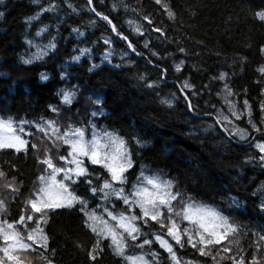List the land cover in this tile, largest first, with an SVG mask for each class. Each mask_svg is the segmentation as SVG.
I'll list each match as a JSON object with an SVG mask.
<instances>
[{"label":"trees","instance_id":"1","mask_svg":"<svg viewBox=\"0 0 264 264\" xmlns=\"http://www.w3.org/2000/svg\"><path fill=\"white\" fill-rule=\"evenodd\" d=\"M43 2L46 5L48 0ZM60 3L61 14L68 22L60 25L58 35L55 27H50L51 34L57 37V49L44 60L29 66L22 65L19 57L39 49H28L24 44L25 37L35 36L44 24L53 25L55 16L44 13L29 28L25 19L39 11L40 6L34 5L32 0H5L0 5V11L5 13L0 18V118L11 117L16 122L23 119H56L62 128L66 123L86 125L96 107L90 97L102 98L106 115L95 121L97 128L117 132L129 141L137 162L133 173L138 172L141 165H147L149 172H159L165 178L177 181L180 190L192 197L193 202L231 213L243 226L232 239L231 253L221 252L216 261L211 256H199L187 246L184 249L176 246L178 255L194 264H233L231 259L220 257L235 256L239 260L243 256L248 264L256 243L251 233L264 226V213L258 208L260 193L256 196L252 194L264 183V169L245 163L248 154L255 155L256 149L248 142L229 143L225 133L215 125L214 114L218 109L226 108L221 93L223 84L227 82L233 93L238 94L230 98L239 107H242L245 98L252 105L254 121L259 123L264 115L259 109L264 102V76L258 71L264 66V54L260 52L264 46V22L255 16V13L264 10V0H162L159 5L155 0H93L92 6L112 19L118 30L143 53L142 56L130 53L124 60L120 54L128 50L126 42L111 32V26L106 21L90 11L86 0H73L80 9L79 15L69 14L70 10L64 6L63 0ZM165 5L175 13V19L167 16ZM145 16H149L155 26L163 28L166 37L158 39L159 34L150 31L152 25L143 19ZM93 20L95 23L90 24ZM135 24L143 26L144 36L133 30ZM73 27H79L86 33L83 40L75 38L71 32ZM104 36L113 39L112 64H121L122 67L101 62L108 47L101 42ZM50 38L46 34L37 40L46 44ZM148 38L150 48L160 53L163 59L152 56L144 47ZM86 47L92 49L90 59L85 57L78 64L68 63L74 48ZM180 48L185 49L183 54ZM149 59L167 69V78L157 88H147L145 81L139 79L141 75L149 81L160 79V67L150 64ZM180 60H184L185 65L183 71L177 73L174 66ZM91 63L100 66L89 72ZM62 68L68 72L67 80L60 78ZM221 71L229 74L224 82L213 79ZM41 73H47L50 79L42 82ZM185 79L199 93H190L192 102L198 105L196 113L188 110L179 90ZM73 85L79 86V94L69 108L60 103L57 92ZM205 85L208 87L205 88ZM172 93L177 99L171 107L159 102ZM49 105L59 106L60 115L49 112ZM237 123L241 127H250L247 117ZM209 126H214V130H208ZM133 136L147 141V147L138 150L139 155H136L137 148L132 143ZM28 139L39 143V149L29 146L27 154H17L10 149L0 151V170L8 174L4 177L5 181L19 187L21 194L12 199L16 194L0 187V198H5L8 205L3 217L10 222L26 213L21 197L27 198L33 191L43 168L38 156L43 155L46 146L51 147L46 140ZM52 151L55 152V149ZM12 177L15 181H11ZM132 180H135V175L130 174ZM85 187L78 186V193L84 194ZM233 196L240 200L239 207L230 206ZM45 230L50 237L49 249L56 250L54 256L50 250L45 253L53 264H94L88 258V252L96 237L84 227L83 217L75 208L52 212ZM150 230L159 231V226ZM168 239L174 243L171 238ZM103 243L105 250L95 264H121L120 258L107 247L109 241ZM152 247L161 253V264H171L167 253L158 244ZM130 251L138 253L141 250ZM26 255L25 264H46L38 253ZM0 257H3L2 253ZM256 258L258 264H264V242H261V251L256 253ZM5 263L8 262L5 260Z\"/></svg>","mask_w":264,"mask_h":264},{"label":"snow or ice","instance_id":"2","mask_svg":"<svg viewBox=\"0 0 264 264\" xmlns=\"http://www.w3.org/2000/svg\"><path fill=\"white\" fill-rule=\"evenodd\" d=\"M161 2L162 0H155L158 5ZM4 3L5 0H0V5ZM32 3L40 7L39 11L25 19L27 27L30 28L34 22L39 21L44 13L53 14L55 23L51 26L44 24L38 28L35 36L25 37L24 44L28 49H39L36 52H26L19 57V62L25 66L42 61L56 51L58 41L56 35L51 34L50 27H55L58 35L60 25L68 22L61 14L60 0H48L46 5L43 0H32ZM63 4L70 10L69 14H80V9L73 0H63ZM86 4L91 12L111 26L113 34L126 42L128 50L120 54L122 60L130 53L143 55L137 50L135 43L118 30L112 19L92 6L93 0H86ZM164 11L170 19H175V13L170 11L167 5L164 6ZM4 15L5 13L0 11V18ZM255 16L259 21L264 22V10L255 13ZM143 19L147 24L152 25L151 32L159 34L158 39L166 37L165 30L155 26L149 16ZM94 23V20L90 21V24ZM129 23L132 24L131 21ZM133 30L140 36L145 35L141 24H135ZM71 32L78 40H83L86 35L79 27L71 28ZM46 34L51 36L48 42L38 43L37 38ZM101 42L108 46L101 57V62L112 64L113 39L111 36H104ZM144 47L149 49L152 56L163 59L160 53L150 48V38L145 39ZM179 51L183 54L185 49L180 48ZM260 52L264 54V46L261 47ZM91 54V48H74L73 56L68 63L78 64L82 58L90 59ZM149 63L160 67V79L149 81L143 75L139 79L145 81L147 88H157L167 78V69L156 65L151 59ZM184 65V60L175 63V72H182ZM99 66L91 63L88 71L92 72ZM112 66L119 68L123 65L112 64ZM258 71L264 76V66L258 68ZM228 75L227 72L221 71L213 79L224 82ZM60 78L68 79L66 69L62 68ZM49 79L47 73L40 74L42 82H47ZM204 87L207 88L208 85ZM179 90L188 105V110L196 113L198 105L192 102L190 95V93L199 95L194 91V85L185 79L179 85ZM78 94V85L61 88L57 92L60 103L69 108L75 103ZM221 95L227 105L228 114L218 109L214 114L215 125L225 133L229 143L248 142L254 147L256 154H248L245 163L255 164L264 169V115L257 123L252 118V105L246 98L242 107H238L235 100L229 99L238 94L233 93L227 82L223 84ZM90 99L96 107L90 114L92 119L86 125L66 123L62 128L56 119L41 118L37 121L23 119L16 122L11 117L0 118V151L10 149L17 154L20 152L27 154L29 146L38 150L39 143L30 142L28 137H32L34 141L46 140L51 145L45 147L42 156H38L43 168L36 179L33 191L27 198L21 197L24 199L26 213L10 222L3 217V213L8 211V205L5 198H0V242H2L0 253L3 254L0 264H5V260L8 264H25L27 253H38L46 264H53V261L45 256L50 250V237L45 230L50 214L59 209L73 208L82 215L84 227L96 237L88 252V258L94 264L105 250L104 241H109L107 247L114 256L120 258L121 264H161V253L153 249L154 244H158L167 253V259L171 264H194L193 261L179 256L176 246L179 249L190 247L201 257L211 256L213 261H216L221 252L231 253L232 239L241 232L243 226L232 217L231 213H225L218 207L194 203L192 197L180 190L177 181L165 178L159 172H149L147 165H141L139 171L133 173L132 170L136 168L137 162L134 159L132 145L117 132L104 128L98 130L95 121L106 115L103 108L104 101L100 97H90ZM176 99V94L172 93L168 97L161 98L159 102L171 107ZM259 109L264 113V102H261ZM48 111L59 116L61 108L57 105H49ZM243 117H247V124L250 127H241L235 123ZM208 130H214V126H209ZM37 133L42 135L38 136ZM132 143L136 145V155H139V149L147 147V141L139 136H133ZM52 149H55V152ZM130 174L135 175V180L130 181ZM7 175L5 171L0 170V177L6 178ZM11 181H15V177H12ZM81 185L86 186L84 194L78 193V186ZM4 187L16 194L12 199L21 195L19 187L12 182L5 184ZM257 193L261 196L259 211L264 213V183L252 194L256 196ZM231 205L239 207L240 200L235 196L231 197ZM156 225L159 226V231H151L150 229ZM251 235L256 243L248 264H258L256 253L261 251V242H264V226L253 231ZM146 246L147 250H145ZM131 249L141 251L136 253L130 251ZM50 251L54 256L56 250L53 248ZM220 258L231 259L233 264H246L243 256L239 260L235 256Z\"/></svg>","mask_w":264,"mask_h":264},{"label":"rangeland","instance_id":"3","mask_svg":"<svg viewBox=\"0 0 264 264\" xmlns=\"http://www.w3.org/2000/svg\"><path fill=\"white\" fill-rule=\"evenodd\" d=\"M39 51V50H38ZM229 99H232V98H229ZM233 100V99H232ZM226 105V104H225ZM237 106H238V104H237ZM239 107V106H238ZM222 111H224V113L225 114H228V112H227V105H226V108L225 109H221ZM235 123L236 124H238L237 123V121H235ZM239 125V124H238ZM7 183H9V182H7V181H5V178L4 177H0V187L2 188V189H6L5 187H4V185L5 184H7ZM6 190H8V189H6ZM195 203V202H194ZM197 204H200V205H205V204H201V203H197ZM206 206H208V205H206ZM0 246H2V242H0ZM1 258V257H0ZM28 259V258H27ZM5 264H8V263H5Z\"/></svg>","mask_w":264,"mask_h":264}]
</instances>
